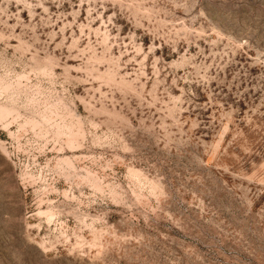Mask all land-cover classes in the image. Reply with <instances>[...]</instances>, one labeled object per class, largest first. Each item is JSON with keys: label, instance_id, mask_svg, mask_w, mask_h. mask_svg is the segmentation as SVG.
I'll list each match as a JSON object with an SVG mask.
<instances>
[{"label": "rangeland", "instance_id": "rangeland-1", "mask_svg": "<svg viewBox=\"0 0 264 264\" xmlns=\"http://www.w3.org/2000/svg\"><path fill=\"white\" fill-rule=\"evenodd\" d=\"M0 264H264V0H0Z\"/></svg>", "mask_w": 264, "mask_h": 264}]
</instances>
